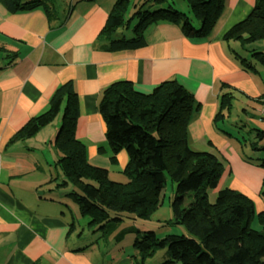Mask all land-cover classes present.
I'll return each mask as SVG.
<instances>
[{"label":"crops","instance_id":"1","mask_svg":"<svg viewBox=\"0 0 264 264\" xmlns=\"http://www.w3.org/2000/svg\"><path fill=\"white\" fill-rule=\"evenodd\" d=\"M115 1L55 0L52 17L41 7L12 11L0 2V264H141L132 259L133 237L115 241L117 231L130 229L129 225L108 226L111 234L104 240L97 234H84L78 220L90 230L88 220L75 215L77 208L68 196L74 189L59 184L62 177L56 163L61 154L50 148L53 137H46V132L37 138L49 125L30 139L9 144L30 119L48 110L63 85L69 84L77 96L74 136L85 146L87 162L107 169L111 180L121 182L128 158L120 152L115 163L110 160L112 153L98 113L102 92L114 83L129 82L135 91L148 95L163 82H177L199 105L188 125L191 149L204 152L214 146L227 161L218 188L249 198L256 215L264 209L260 197L264 171L243 161L237 152V137L222 129L248 121L264 134V82L255 80L252 73L258 72L237 52L238 44L223 40L230 27L249 15L255 0H224L206 39L188 38L178 25L163 22L147 28L140 43L126 45L97 39ZM132 12L131 8L127 18ZM132 22L119 29L114 39H133ZM260 52L264 53V46ZM260 65L264 67L263 62ZM226 94L232 100L231 113L225 114L223 123H216ZM240 102L242 115L233 110L234 103ZM251 104L256 106L251 107L253 111L247 109ZM63 107L64 102L59 113ZM252 112L255 117H249ZM169 207L168 201L167 220L159 222L172 218ZM137 221L130 222L133 228L157 233L153 227L139 228ZM157 253L144 264H164L163 252Z\"/></svg>","mask_w":264,"mask_h":264},{"label":"trees","instance_id":"2","mask_svg":"<svg viewBox=\"0 0 264 264\" xmlns=\"http://www.w3.org/2000/svg\"><path fill=\"white\" fill-rule=\"evenodd\" d=\"M184 1L199 22L198 27L173 8L170 0H138L132 5L130 0H116L97 39L120 45L138 44L147 28L163 22L178 25L188 38H208L224 0ZM0 2L12 11L41 7L48 17L55 14V0ZM130 5L133 12L125 20ZM133 20H136L134 38L115 40L117 31L127 28ZM263 39L264 0H255L249 15L223 35L225 42L237 43L242 48ZM232 54L249 67L237 52L232 50ZM251 56L264 63V53L253 52ZM62 102L61 125L53 141L61 154L56 163L62 177L59 184L74 189L68 196L98 239L110 236L106 230L110 225L150 218L160 207L168 176L175 195L170 203L172 218L163 225H183L192 237L166 235L159 239L154 231L121 229L114 235L115 241L122 243L133 237L132 259L144 264L161 251L164 264H264V209L256 215L249 198L225 187L218 188L223 164L217 155L195 151L189 145L188 125L199 109L191 93L173 80L163 82L148 95L135 91L129 82L114 83L102 92L98 113L112 153L110 160L115 163V156L120 152H125L128 158L121 182L111 180L107 169L87 162L85 146L74 136L78 100L69 84L58 88L48 110L30 119L9 144L30 139L52 123ZM231 103V97L224 95L215 116L216 123H223L225 114L230 115ZM245 123L236 126L242 128ZM251 129L255 138H264L261 130L255 126ZM237 141L240 142L238 137ZM250 148L254 154L264 150L256 144ZM259 167L264 171V159ZM210 191L215 196L213 202L209 200ZM188 195L191 201L184 205ZM260 197L264 203V177ZM254 218L260 225L259 230L250 227ZM73 228L72 225L71 231Z\"/></svg>","mask_w":264,"mask_h":264},{"label":"rangeland","instance_id":"3","mask_svg":"<svg viewBox=\"0 0 264 264\" xmlns=\"http://www.w3.org/2000/svg\"><path fill=\"white\" fill-rule=\"evenodd\" d=\"M137 2H138V0H137ZM130 3L132 5V2H130ZM170 4L172 5L173 8H175L179 12L184 13L186 15V17L192 23H194L195 17L192 14V12L190 11V9L188 8V6H187V4H186V2L184 0H170ZM131 5H130V8L128 9V11L126 12L124 18H127L128 13H129V11L131 10V7H132ZM135 24H136L135 21L132 22L131 28L134 27ZM263 44L264 43H262L261 40H260V41L254 42L252 44L246 45L245 48H244V50H242L241 47L239 48L238 45H237V52L243 57V59H248L247 61L249 62V65L251 64L252 66L251 65L250 66L252 68L254 66L255 69L257 70L258 73H252V75L255 77V80L258 83H261L259 81V79L261 81L263 80V82H264V67H261V65H260L261 62L259 60L253 59L251 57V54L253 52H260V49H262L263 46H264ZM251 105L252 106L247 107V109L249 111H253L251 107H253L254 109L256 108V106L254 104H251ZM233 107H234L233 108L234 113L237 111V114L238 115H242L241 102L240 103H234V106ZM62 112L63 111H61L56 116V118L53 119L52 123L49 124V126L47 128H45L44 131H42L38 135L37 138L43 137L45 135V133L47 132L46 137H51L52 136L53 137V141H54L56 135L58 134L60 125H61ZM248 115H250L249 117H251V116L252 117H255V115L253 114V112H252V114H248ZM244 117L246 119L249 118L247 115H245ZM259 120H261V119H259ZM257 121H258V118H257ZM245 122H247V121H244V123ZM241 124L242 123H239L238 122L237 126L238 125H241ZM228 125L229 124L225 125V127L222 128V129L225 130V131L229 129L233 133L234 136H237L239 138L240 142L239 141H236V148H237V152H238L239 157L241 159H243V161L248 162V163H251L253 166H256V168L259 169L260 168L259 166L261 164V160L264 159V150H260L259 152H256V154H254V152L251 151L250 146H251V144H256V147L258 149H261V148L264 149V138H262L260 140L259 138H255V136H253L254 135V132L251 129V127L253 126V124H251V123H248V124L245 123V125L242 128H237L236 125H235V127H233L234 124L230 125L232 127L229 128ZM50 148L54 152L55 145H53V143H52V146H50ZM216 150L217 149L213 146V147H211V150L210 151L213 152V153H215L217 155V157L219 158V160L221 161L222 164L223 163L227 164V161L224 160L216 152ZM248 155L251 156V157H249ZM258 155H259V157L257 158ZM252 157H254V158H252ZM261 170L263 171V169H261ZM60 176H61V174H60ZM174 195H175L174 185L170 181L169 177L166 176L165 188H164V190L162 192V195H161V199L164 202L163 205L157 211H155L154 214L150 218L138 220L137 221V225L139 226V228L142 229V227H149L150 229H152V227H153V228L157 229L156 236L159 237V239H161L162 237L164 238V236L167 235L168 233H170L169 235H179V236L192 237V235H190L189 232L186 231V229L183 227V225H168V226L167 225H163V227H160V225H162L164 223L159 222V221L167 220V205H168V201L171 203L173 201V199H174ZM208 195H209V200L211 202H213V200L215 198L214 193H212L210 191ZM190 201H191V199H190L189 195L186 196L185 197V203H184V205H186ZM169 210L171 212L170 207H169ZM74 213H75V215L78 216L77 209L74 211ZM82 220L83 221H86L87 219L86 218H83ZM78 222L80 223V227L84 228V234L87 235V234H89V232L92 233V230L91 229L90 230H86L85 225L82 223V221H79L78 220ZM123 224L126 225V226L129 225L128 227H130V229H133V226H132V224H130V222H124ZM250 227L253 230H259L260 229V225L258 224L256 218H254V220L251 222ZM161 229H165V230H161ZM161 253H162L161 251H158L157 254H161ZM1 261L2 260H0V262Z\"/></svg>","mask_w":264,"mask_h":264}]
</instances>
